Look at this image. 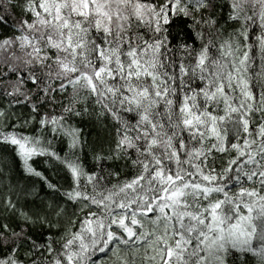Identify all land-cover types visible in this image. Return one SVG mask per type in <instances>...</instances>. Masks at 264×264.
Segmentation results:
<instances>
[{"label": "snow or ice", "instance_id": "6c2138e0", "mask_svg": "<svg viewBox=\"0 0 264 264\" xmlns=\"http://www.w3.org/2000/svg\"><path fill=\"white\" fill-rule=\"evenodd\" d=\"M0 264H264V0H0Z\"/></svg>", "mask_w": 264, "mask_h": 264}]
</instances>
